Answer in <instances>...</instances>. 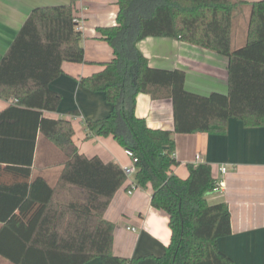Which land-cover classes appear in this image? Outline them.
<instances>
[{
  "label": "trees",
  "instance_id": "1",
  "mask_svg": "<svg viewBox=\"0 0 264 264\" xmlns=\"http://www.w3.org/2000/svg\"><path fill=\"white\" fill-rule=\"evenodd\" d=\"M117 26L100 29L114 59L81 86L104 94L111 111L88 120L97 136H113L138 158L134 180L152 188L151 205L169 216L170 243L156 264H236L218 241L232 234L226 203L210 205L212 168L189 166L174 174L177 134H225L228 120L264 127V0L251 4L245 44L233 49L236 0H118ZM75 3L34 9L0 61V98L18 102L0 112V256L12 264H136L113 252L115 224L104 217L127 182L122 167L87 158L56 112L62 97L51 83L63 64L84 63L83 34ZM170 38L214 51L228 60V92L203 96L187 91L183 70L149 66L137 48L145 38ZM171 99L174 132L150 128L136 115L137 97ZM39 134L68 158L55 187L32 178ZM130 187V186H129ZM128 188V186H127Z\"/></svg>",
  "mask_w": 264,
  "mask_h": 264
},
{
  "label": "crops",
  "instance_id": "2",
  "mask_svg": "<svg viewBox=\"0 0 264 264\" xmlns=\"http://www.w3.org/2000/svg\"><path fill=\"white\" fill-rule=\"evenodd\" d=\"M236 1L245 3L235 15L233 24V42L237 40L240 44L246 41L250 5L259 0ZM117 2L0 0V61L34 9L75 3L78 27L83 34L85 62L63 64V74L50 86L61 95V104L56 112H44V117L70 121L75 132L73 141L87 158L98 157L105 164L115 163L125 169L132 163L126 150L113 136H97L87 127L88 120L107 117L111 105L105 101L104 94L87 91L80 83L81 79L103 71L115 58L112 47L102 39L99 30L117 26ZM137 48L152 68L185 71V87L189 92L203 96L228 92V60L214 51L155 37L139 41ZM12 104H15L13 99L0 98V112ZM136 115L145 119L150 128L174 132L171 99L153 100L148 94H139ZM173 138L175 157L180 162L174 168L175 175L186 180L190 176L189 166L196 168L208 164L213 178L223 180L219 191L207 195L210 205L226 203L232 214L233 232L218 241L219 249L236 264H264V127L247 128L238 119L230 118L225 134L174 132ZM67 161V156L55 144L39 134L32 178H43L55 187ZM221 166L227 169L225 175L220 173ZM128 180L129 185L126 183L118 190L104 215L107 221L115 224L113 252L137 261L136 264H156V258L165 254L170 243L169 216L151 205V187L137 188L130 195V177ZM0 264L12 263L0 256ZM88 264L101 262L96 259Z\"/></svg>",
  "mask_w": 264,
  "mask_h": 264
},
{
  "label": "built area",
  "instance_id": "3",
  "mask_svg": "<svg viewBox=\"0 0 264 264\" xmlns=\"http://www.w3.org/2000/svg\"><path fill=\"white\" fill-rule=\"evenodd\" d=\"M14 102L17 103L18 100L17 99H14ZM126 155L131 159L132 163L129 167L125 168L124 171H125V174L127 175L128 179L130 177V188L128 190V193L131 195L135 189H137V184H136V181L134 180V178L132 177H135L136 175V164L139 162L138 158L134 155V153L131 151V150H126ZM197 160L200 159L199 156L196 157ZM220 170V173L225 175L226 172H227V169L226 167L224 166H221L219 168ZM132 178V179H131ZM223 187V180H216V188H215V192L219 191L221 188ZM129 230H132V231H136L135 228H128Z\"/></svg>",
  "mask_w": 264,
  "mask_h": 264
},
{
  "label": "rangeland",
  "instance_id": "4",
  "mask_svg": "<svg viewBox=\"0 0 264 264\" xmlns=\"http://www.w3.org/2000/svg\"><path fill=\"white\" fill-rule=\"evenodd\" d=\"M244 44H245V41H242V43L238 44V43H237V40H235V41L233 42V45H232V46H233V47L235 46L234 48H237V49H238V48L242 47ZM127 183H128V185H129V180H128ZM135 191H136V190H134V192H135Z\"/></svg>",
  "mask_w": 264,
  "mask_h": 264
}]
</instances>
